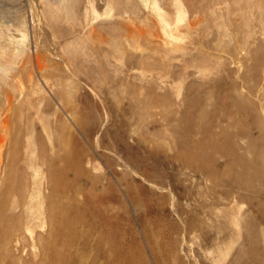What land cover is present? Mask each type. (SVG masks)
Masks as SVG:
<instances>
[{
  "label": "rangeland",
  "instance_id": "374dc122",
  "mask_svg": "<svg viewBox=\"0 0 264 264\" xmlns=\"http://www.w3.org/2000/svg\"><path fill=\"white\" fill-rule=\"evenodd\" d=\"M0 68L17 142L0 176V237L20 226L9 207L28 191L31 136L38 161L53 146L64 165L62 222L76 232L60 264H264V189L206 206L227 166L220 153L199 159L213 155L208 122L233 120L239 134L253 108L264 129V0H0ZM31 244L13 251L27 260Z\"/></svg>",
  "mask_w": 264,
  "mask_h": 264
},
{
  "label": "bare ground",
  "instance_id": "6f19581e",
  "mask_svg": "<svg viewBox=\"0 0 264 264\" xmlns=\"http://www.w3.org/2000/svg\"><path fill=\"white\" fill-rule=\"evenodd\" d=\"M2 70L0 68V71ZM5 103L9 108L11 107V99L9 97L6 98ZM249 111L253 115V119L249 123L243 124L239 134H234L230 129L233 120H230L229 126H223L221 120L217 123L208 122L205 124L204 131L213 145V152H211L213 155L209 153L202 154L203 156H199V159L209 156L212 160L214 159V153H220L227 166L226 170L221 174L220 181L216 184L224 187L225 190H222L221 193L215 196L211 195V200L205 204L206 206L220 204L221 198L228 197L229 190H234L233 192L235 194L233 197H242L245 200H249L250 197L247 193L251 191L262 193L264 189L261 184L255 185L250 183L253 179H264V163L256 164L246 156V153L255 151L259 156L264 158V144L256 147L258 141L264 143V129L256 114V110L250 108ZM214 124L219 128L217 133H214V130H212ZM217 134L220 137L218 143L213 141V139L217 140ZM237 137L240 139L245 138L246 145L243 146ZM0 138L3 142L0 149L1 176L2 171H4V166L16 155L11 149L17 143L11 139L12 132L8 126L6 113L0 114ZM51 150L53 151L52 156L48 155L46 159H43L44 161H38L40 159L34 156L36 149L31 136L23 143V155L20 158V162L22 169L29 172V183H27L26 174L22 173L19 178L18 188L23 189L26 187L28 191L21 198L14 200L9 207L11 208V217H14L15 213L18 216L17 220H19L20 226L18 227V224L14 223L1 232L0 260L3 262L11 258L8 264H45L44 259L47 258L49 260L48 264H60L62 260L61 251L65 245L64 234L66 232L68 234L76 232L74 221L71 220L65 225L62 222V199L58 190V178L64 165L62 158L55 152L53 146ZM41 152H43V148H41ZM215 163L219 165L220 160L215 161ZM229 168H233V171H229ZM209 174H212V172ZM49 177H54L56 182L49 185ZM202 178L207 179L208 177L202 176ZM241 190L245 193L239 194ZM212 191L210 194L214 195L215 193ZM1 209L3 212L6 211V208ZM257 215L258 217L256 219L264 223V209L257 210ZM251 227H253V224L249 223L248 228ZM219 233L220 229L217 230V234ZM205 234L207 235L208 232H205ZM24 237H28L32 241V246L30 245L31 251H29V258L27 260L21 259L18 253L13 251ZM67 243L70 248L75 249L76 242L69 241ZM23 251L25 249H22ZM68 262L69 264H83V260L78 256L70 257Z\"/></svg>",
  "mask_w": 264,
  "mask_h": 264
}]
</instances>
